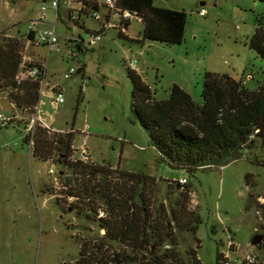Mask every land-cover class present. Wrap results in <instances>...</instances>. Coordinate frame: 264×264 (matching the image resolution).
<instances>
[{
  "label": "rangeland",
  "instance_id": "1",
  "mask_svg": "<svg viewBox=\"0 0 264 264\" xmlns=\"http://www.w3.org/2000/svg\"><path fill=\"white\" fill-rule=\"evenodd\" d=\"M154 3L187 13L183 43L138 41L144 23L136 15L129 27L111 16L116 27L92 44L83 45L79 39L87 40L89 32H80L75 25L67 30L62 24L58 31L71 42L62 39L61 46L50 52L48 47L24 39L23 61L46 68L37 105L41 123L58 132L75 130L77 156L85 144L91 161L107 171L60 161L55 142L49 144L53 148L51 160L34 157L32 143L25 137L29 133L34 141L37 129L29 131V127L35 114L17 108L8 93L1 91L0 112L15 118L6 127L0 125V264H74L84 247L89 252L101 249L107 255L130 252L123 241L106 235L99 217L111 220L113 206L114 215L120 214L128 185L137 178L142 179L140 188L145 189L144 209L155 221V235L163 241L156 247L152 242L151 250L163 254L175 248L188 264H217L218 253L221 262L228 260L226 264H249L247 259L254 254L257 260L252 264L264 263V248L252 243L255 234H262L264 241L261 140L231 156L225 165L203 167L194 173L172 168L158 160V151L140 124L129 74L130 61H136L138 73L158 100L169 98L170 88L178 83L203 104L207 71L227 73L252 90L258 89L264 82V59L250 42L256 20L264 14V1ZM43 4V0H0V36L6 32L22 37L29 20L41 14ZM202 8L204 15L199 12ZM55 15L53 9L46 12L50 24ZM86 22L90 28H99L93 19ZM73 48L78 54L69 59ZM72 67L76 71L66 78ZM57 92L64 94L62 103L53 99ZM48 137L52 135L48 133ZM183 177L192 186L188 191L177 181ZM70 191L79 198L70 196ZM95 207L97 212L91 210ZM198 216L202 223L194 230L192 220ZM136 251L139 257L150 255L148 249Z\"/></svg>",
  "mask_w": 264,
  "mask_h": 264
},
{
  "label": "trees",
  "instance_id": "2",
  "mask_svg": "<svg viewBox=\"0 0 264 264\" xmlns=\"http://www.w3.org/2000/svg\"><path fill=\"white\" fill-rule=\"evenodd\" d=\"M83 2L88 6L98 5L96 0ZM119 5L131 10L144 23L143 35L138 41L147 39L166 44L183 43L187 18L185 11L156 6L154 0H120ZM256 24L250 44L264 59V14L258 17ZM121 33L127 36L126 33ZM23 36L25 37V33ZM23 36H8L6 32H2L0 36V92L6 91L17 108L34 115L41 99L40 87L45 75L41 64L30 62L24 65L22 49L25 47L24 39H27ZM35 66H40L38 76L19 78L23 70ZM129 74L134 85L132 93L137 117L148 131L151 143L158 151V160L162 163L194 173L203 167L227 164L231 156L251 148L258 139L264 146V82L258 89L252 90L243 81H238L227 73L207 71L202 92L203 104H199L178 83L170 88L169 98L158 100L154 97L151 86L137 70L130 67ZM36 129V134L32 137L34 141L30 140L29 133L25 140L32 143L33 156L39 160L47 162L52 159L53 148L49 144L55 142V147L60 150V161L83 169L92 166L94 170L107 171L101 165L96 166L90 158L82 160L77 156V149L73 144L75 130L58 132L53 127L40 123H37ZM48 133L55 138H49ZM141 181V178H137L136 182L128 185V197H125L126 204H121L120 214L114 215L113 206L109 208L111 220L108 216L99 217L103 221L106 235L111 240L123 241L126 246H130L131 251H113L111 255H107L101 249L89 252L84 247L74 264H188L175 248H170L163 254L151 250L154 246L150 245L152 242L156 247L161 246L163 241L155 235V221L148 217L144 209L145 189L140 188ZM177 181L187 188L186 191L192 188L188 180L184 184ZM69 194L79 198L76 192L70 191ZM110 199L113 200L112 197ZM120 201L112 202V205ZM97 209L98 207L91 208L94 212ZM122 211L125 213L122 214ZM192 222L194 230L198 229L202 223L201 217L198 216ZM158 226L161 227L159 223ZM259 247L264 248V241ZM139 248L143 251L148 249L150 255L139 257L136 251ZM221 256L218 253L217 264H226L228 260L221 262ZM193 264L200 262L195 261Z\"/></svg>",
  "mask_w": 264,
  "mask_h": 264
},
{
  "label": "built area",
  "instance_id": "3",
  "mask_svg": "<svg viewBox=\"0 0 264 264\" xmlns=\"http://www.w3.org/2000/svg\"><path fill=\"white\" fill-rule=\"evenodd\" d=\"M98 5H86L83 0H43V5L41 6V14L33 19L29 20L28 30L25 32V38L30 43L42 44V46L48 47L49 52L56 46L60 47L62 39L65 40L66 43L71 42L68 36H62L58 31L59 24L65 26L67 30H70L71 25H75L78 27L80 32L86 31L89 32V38L86 40L82 36L79 37L80 41L83 45L92 44L94 41H100L102 36L106 34L107 30L110 28L116 27L113 23L111 16H117L119 21L125 24V27L129 25V21L131 17H133V13L131 10L123 9L119 2L120 0H96ZM48 9H53L56 13L54 23L50 24L46 17V12ZM61 10L63 14H61ZM200 14H206V10L204 8L200 9ZM93 19L95 22L99 24V28H90L87 25L86 20ZM84 25V26H83ZM86 27H89V30ZM124 31L125 28L122 27ZM77 52L75 48H73L68 54L69 59H74L77 56ZM26 62H24V65ZM130 67L139 70L136 65V61H130ZM44 68V67H43ZM76 67L69 68L65 73L66 78H70L73 73L76 71ZM40 74V66L32 67L28 70H23L19 78L23 79L29 76H38ZM46 74V68H44V75ZM45 78V77H44ZM44 78L42 83H44ZM43 94V90L41 91V95ZM53 99L57 103H62L65 100L63 92H57L53 96ZM15 116H5L4 113L0 112V125L7 126ZM41 123L39 115L36 113L31 120L29 131H33L36 127L38 121ZM43 126L50 127V125L43 123ZM79 158L82 160H89V153L85 144L81 146L79 150ZM179 182L184 184L187 182L186 177L179 179ZM104 212H102L103 214ZM257 260V255H251L247 259V263H254Z\"/></svg>",
  "mask_w": 264,
  "mask_h": 264
},
{
  "label": "water",
  "instance_id": "4",
  "mask_svg": "<svg viewBox=\"0 0 264 264\" xmlns=\"http://www.w3.org/2000/svg\"><path fill=\"white\" fill-rule=\"evenodd\" d=\"M78 72H80V70H78ZM240 153H242V152H240ZM235 154H237V152ZM262 240H263L262 234H255L254 237L252 238V243L254 245H259L262 242Z\"/></svg>",
  "mask_w": 264,
  "mask_h": 264
},
{
  "label": "crops",
  "instance_id": "5",
  "mask_svg": "<svg viewBox=\"0 0 264 264\" xmlns=\"http://www.w3.org/2000/svg\"><path fill=\"white\" fill-rule=\"evenodd\" d=\"M128 27H129V25H128ZM82 53H83V52H82ZM78 70H80V71H81V70H82V68H80V69H78Z\"/></svg>",
  "mask_w": 264,
  "mask_h": 264
}]
</instances>
